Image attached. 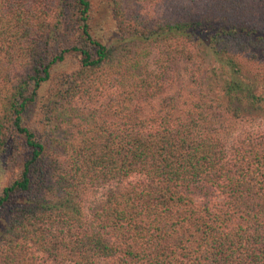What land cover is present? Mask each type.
Returning a JSON list of instances; mask_svg holds the SVG:
<instances>
[{"label": "trees", "instance_id": "obj_1", "mask_svg": "<svg viewBox=\"0 0 264 264\" xmlns=\"http://www.w3.org/2000/svg\"><path fill=\"white\" fill-rule=\"evenodd\" d=\"M253 116L264 0H0V264H264V127L198 126Z\"/></svg>", "mask_w": 264, "mask_h": 264}, {"label": "rangeland", "instance_id": "obj_2", "mask_svg": "<svg viewBox=\"0 0 264 264\" xmlns=\"http://www.w3.org/2000/svg\"><path fill=\"white\" fill-rule=\"evenodd\" d=\"M156 48L151 50V55L148 57L149 68L153 67V58L156 55ZM174 83L171 87L160 93L152 102L154 106L162 110H170L173 108L174 114H179L180 110L189 106V102L201 98L206 90L202 87L198 74L194 72L188 64L178 63L174 65L172 71ZM200 129L204 130L208 126H214L217 135L222 138H233L242 129H260L264 127V120L259 117H251L245 122L228 119L226 117L204 119L198 122ZM106 188H98L88 191L83 195L82 204L83 210L88 216L91 208L100 202L103 198V193Z\"/></svg>", "mask_w": 264, "mask_h": 264}]
</instances>
